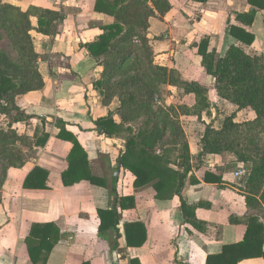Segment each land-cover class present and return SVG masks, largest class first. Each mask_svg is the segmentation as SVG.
Returning a JSON list of instances; mask_svg holds the SVG:
<instances>
[{"label":"crops","instance_id":"crops-1","mask_svg":"<svg viewBox=\"0 0 264 264\" xmlns=\"http://www.w3.org/2000/svg\"><path fill=\"white\" fill-rule=\"evenodd\" d=\"M1 1L23 11L31 6L57 10L66 18L56 23L50 35L33 31L36 50L41 53L44 85L16 98V106L31 118L14 124L13 129L30 137L32 149L23 146L25 158L19 163H0V264H34L26 244L33 223L53 222L62 233L47 264H206L209 255L244 239L247 226L232 223L231 217L254 214L264 222V207L247 206L245 177L236 174L242 163H235L232 155H201L206 126L212 120H221L219 126L212 125L219 129L226 116L243 110L237 111L236 105L218 94L215 79L206 73L195 46L208 36V51L217 50L220 55L233 43L251 55L264 54V10L258 9L253 25L244 26L236 16L252 9L248 0H169L172 9L165 16L156 12L147 19L146 34L155 63L176 68L185 80L197 81L208 89L207 107L201 117L181 116L193 163L182 195L187 205L196 208V217L203 224L199 230L185 219L179 195L166 192L158 197L155 181L135 186V175L119 160L126 141L101 133L95 124L109 112L121 121L120 98H105L99 84L104 68L86 48L101 36L105 26L115 22V16L97 12V0ZM148 4L153 8L150 1ZM231 25L255 34V42L246 45L236 41L228 33ZM166 86L171 93L189 97L192 104L186 105L190 108L198 106L195 95ZM167 98L169 102L174 99L171 95ZM58 121L66 124L87 153L92 175L110 185L117 178L116 196L108 187L88 180L63 184L62 173L68 168L72 143L58 137ZM141 125L142 121L134 128ZM44 133L49 138L45 145H38ZM37 166L49 172L46 180H39L47 187H25L27 176ZM207 172L212 177L221 175L222 181L206 182ZM121 196L132 198L126 200L124 209L118 199ZM114 207L118 209V224L101 232L99 210ZM133 223H141L146 229L143 245L127 242V230ZM141 233L140 229L138 238ZM238 264H264V258L243 259Z\"/></svg>","mask_w":264,"mask_h":264},{"label":"trees","instance_id":"trees-1","mask_svg":"<svg viewBox=\"0 0 264 264\" xmlns=\"http://www.w3.org/2000/svg\"><path fill=\"white\" fill-rule=\"evenodd\" d=\"M148 1L153 4L149 6ZM253 6L248 12L238 13L236 19L244 26L253 25L258 9L264 10V0H248ZM97 12L115 16L112 25L105 26L101 36L86 45L90 54L103 66L104 70L99 84L107 100L118 96L121 106L118 113L121 121L116 120L113 112L98 119L95 124L101 133L110 137L122 138L126 141V149L120 155L122 166L132 172L135 186L140 187L154 182L157 196L162 197L167 192L170 196L179 195L182 199V211L185 219L197 229L202 230L203 224L196 217V208L189 206L183 200V189L186 186L190 171L193 169L192 155L186 133L181 124V116L195 115L201 117L207 107L208 89L197 81L185 80L176 68L161 66L153 61L152 75L147 80L141 77L123 78L128 71L130 62H134L140 71L147 74L142 63V53L139 47L148 46V17L152 13L165 16L171 9L169 0H97ZM35 18V22L33 21ZM63 12L48 8L31 6L26 11L0 0V28H3L21 60L35 75L18 83L9 71H0V106L8 114V126L22 121H28L27 115L18 106L8 103L17 94L41 89L44 85L40 70V56L34 49L32 31L41 35H50L55 30L56 23L64 21ZM228 33L240 43L251 45L256 36L243 26L231 25ZM210 38L204 37L195 44L202 56V65L207 74L215 79L218 94L237 106V111L250 109L254 112L253 119L237 121V112L227 116L221 128L207 125L202 138L205 153L232 155L235 163L245 164L247 175L244 179L243 191L248 208L264 207V54L251 55L242 46L231 44L224 55L217 50L208 51ZM37 78V80H35ZM120 80H117L119 79ZM34 80L36 84H34ZM169 85L182 89L185 94L196 96L198 106L190 108L186 104L171 107L169 114L162 120L151 122L148 118L137 130L129 125L141 116L149 98L143 88L158 92L162 86ZM21 89V90H20ZM149 96V93L148 95ZM6 103L3 106L1 103ZM11 103V102H10ZM14 103V102H13ZM60 127L58 137L72 143L68 155V168L62 173L63 184L74 185L82 180L92 184L108 187L113 195H117V178L110 185L95 175H92L88 155L72 133L68 132L66 124L57 122ZM49 134L44 133L38 145H45ZM16 162H10L14 165ZM173 165L176 167L174 168ZM48 170L35 167L27 176L24 186L27 188H46ZM206 182H221L222 177H212L206 173ZM121 208H125L129 196L118 198ZM101 232L119 222L118 209L99 210ZM232 223H244L247 230L240 242L225 245L219 254L209 255L206 264H238L243 259L264 258V222L258 215L247 217H231ZM141 229L142 237L138 238ZM137 236V237H136ZM62 237L59 227L53 222L33 223L26 237L29 255L34 264H47L54 247ZM146 229L141 223L129 225L127 242L129 245H143L146 241ZM83 264H90L85 262Z\"/></svg>","mask_w":264,"mask_h":264},{"label":"rangeland","instance_id":"rangeland-1","mask_svg":"<svg viewBox=\"0 0 264 264\" xmlns=\"http://www.w3.org/2000/svg\"><path fill=\"white\" fill-rule=\"evenodd\" d=\"M32 35L34 39V49L38 53V55L41 56V53L36 50L34 37L35 35L33 31ZM139 50L142 53V63L145 65L147 74H145L143 71H140L134 62H130L127 67L128 71L123 75V78L138 76L141 77V81H145L147 80L148 75H152L153 77H155L154 73L152 72L151 64L152 55L153 61H155V54L151 44L149 43L148 46L141 45L139 47ZM32 68L31 66H26V64L21 60L18 52L14 49L6 31L3 28H0V71L11 72L15 76L14 79L18 83H20L30 78L31 75H35L31 70ZM35 80H37V78H35ZM35 80L34 84H36ZM117 80H120V78ZM143 91L149 93V96H147L148 93H146V98H149L147 99L148 103L144 111L141 113V116L131 122L133 126H139L140 121H142V124L146 123L148 118L151 119V122L158 120L163 121V118L167 114H169V110L171 107L177 108L182 104H192V101L189 97H184L183 93L180 92H169L166 85L162 86L158 92H154L153 90H150L149 92L146 87L143 88ZM19 95L21 94H17L15 96V99L14 97H12L10 101L8 100V103L12 106L13 104L16 105V98ZM167 95H171L172 97H174L173 101L169 102ZM1 104L5 106L6 103L2 102ZM254 117L255 114L252 110L244 109L243 111L239 112L236 120L244 121L253 119ZM220 123L221 120L218 123H214V120H212L211 125L216 124L219 126ZM262 136L264 138V130L262 131ZM24 145L32 149V140L27 135H19L18 131L16 129H13V126H8V114L0 106V163L4 166V164H10V162L12 161L16 163L23 161V159L25 158V151L23 150ZM242 165L245 169V173L243 174V176L246 177L247 170L245 164L242 163ZM261 212H263V210H261Z\"/></svg>","mask_w":264,"mask_h":264},{"label":"built area","instance_id":"built-area-1","mask_svg":"<svg viewBox=\"0 0 264 264\" xmlns=\"http://www.w3.org/2000/svg\"><path fill=\"white\" fill-rule=\"evenodd\" d=\"M245 173L244 166L242 165L241 169L236 173L237 175H243Z\"/></svg>","mask_w":264,"mask_h":264},{"label":"water","instance_id":"water-1","mask_svg":"<svg viewBox=\"0 0 264 264\" xmlns=\"http://www.w3.org/2000/svg\"><path fill=\"white\" fill-rule=\"evenodd\" d=\"M122 165V164H121Z\"/></svg>","mask_w":264,"mask_h":264}]
</instances>
